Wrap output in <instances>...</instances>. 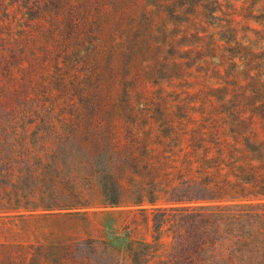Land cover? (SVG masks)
<instances>
[{
	"label": "trees",
	"instance_id": "16d2710c",
	"mask_svg": "<svg viewBox=\"0 0 264 264\" xmlns=\"http://www.w3.org/2000/svg\"><path fill=\"white\" fill-rule=\"evenodd\" d=\"M167 1L172 18H188L191 9L214 19L193 25L190 50L179 42L186 29L166 53L170 86L188 74L205 81L199 104L183 95L173 110L144 106L135 73L132 86L121 81L113 108L99 99L85 111L81 96V105L65 96L54 117L38 111L37 95L24 92L10 60L13 33L25 34L15 26L29 8L0 0V43L8 41L0 44V264H264V33L251 38L225 18L231 0ZM132 38L115 37L124 49ZM181 52L195 59L196 74ZM74 153L94 178L89 192H77L74 174H63ZM90 207H126L150 239L122 253L96 239H12L15 227Z\"/></svg>",
	"mask_w": 264,
	"mask_h": 264
},
{
	"label": "rangeland",
	"instance_id": "374dc122",
	"mask_svg": "<svg viewBox=\"0 0 264 264\" xmlns=\"http://www.w3.org/2000/svg\"><path fill=\"white\" fill-rule=\"evenodd\" d=\"M219 1L228 4L224 0ZM7 2L13 3L12 0ZM22 2L29 10L26 14H23L24 9L18 13L23 15L19 26L15 28H22L25 34L22 31L21 34L13 33L17 39L11 41V45L16 53L10 60L15 66L17 82L24 92L29 91L28 95L34 100L37 95L38 108L41 107L38 111L44 116L52 114L57 117L60 108L56 105L65 96L74 98L78 105H81V96L85 111L91 105H98L99 99L113 108L115 103L112 100L121 101L115 95V92H121V81L126 78L128 86H132V75L135 73L141 75L136 84L137 91L147 97L144 106L151 108L173 110L176 107L175 100L183 95L186 100L193 99V104L197 105L198 97L207 89L205 81L190 74L180 77L179 82L176 79L174 88L170 86L166 69L169 71L171 61L166 59V53L172 49L171 42L177 40L175 36H181L186 29L179 42L184 44L183 50H190L189 44L193 37L187 33L195 32L194 24L200 27L205 26L207 20L214 22V19H208V14H198L199 17H196L189 9L186 10L188 18L183 14H179L177 19L172 18V10L166 7L169 4L167 0H17L14 8L18 4L22 6ZM231 3L232 6H224L225 15L222 11H215V14L235 19L238 21L237 27L246 30L251 38L258 34L255 30L264 33V0H231ZM245 6L248 8L244 9ZM71 20L76 24L73 33ZM11 26L13 29L14 24L11 23ZM2 28L9 30L7 25ZM132 32L133 38L124 49L115 37ZM165 38L166 43L163 44L161 40ZM0 44H8V41L4 40ZM181 53L179 56H185L181 60H185V65L196 74L195 59L191 60L188 52ZM206 59L216 62L211 58ZM154 66L160 70L161 76H153L155 70L151 68ZM134 104L141 106L140 103ZM74 154L75 163L70 161L69 166H64L63 174H74L77 192H89L91 185H95L94 178L87 175L88 165H81ZM73 164L75 167L71 169ZM87 195L89 199L94 198L90 193ZM134 215L126 207L76 209L69 216L15 227L16 236L13 235L12 239L23 236L20 240H24V243L34 241L38 236L45 242L96 239L122 253L128 243L142 237L150 239L142 227H136ZM126 226H129V237L125 234ZM3 239L0 236V240Z\"/></svg>",
	"mask_w": 264,
	"mask_h": 264
}]
</instances>
